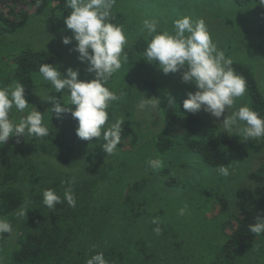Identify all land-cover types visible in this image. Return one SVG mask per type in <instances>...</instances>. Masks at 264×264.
Here are the masks:
<instances>
[{"label": "rangeland", "instance_id": "374dc122", "mask_svg": "<svg viewBox=\"0 0 264 264\" xmlns=\"http://www.w3.org/2000/svg\"><path fill=\"white\" fill-rule=\"evenodd\" d=\"M57 3L52 1L42 15H30L32 18L15 33H4L0 28V87L15 81L10 72L15 65L13 58L24 49L60 53L63 63L58 71L62 74L72 67L79 69V79L94 78V74L86 71L87 64L81 63L78 53L72 50L76 42L62 43L64 36L72 35L64 23L71 10L57 8ZM19 8L29 13L35 11L34 5ZM112 13L111 22L123 25L127 34L124 52L128 58L108 83L110 90L121 96L112 102L109 119L114 122L120 117L129 118L138 134L135 145L126 143L109 156L102 150V140L96 143L78 138V122L71 113L58 119L50 110L53 104L45 101L50 95L66 104L67 92H55L42 77L36 90L25 96L29 108L23 113L13 108L9 115L18 122L35 107L43 114L46 127L60 130L62 149L72 161L66 164L54 154L29 152L23 145L27 136L8 140L17 139L16 154L24 161L27 155L29 161L15 183L24 194L22 206L27 210L35 196L43 200L42 192L46 188L57 190L63 200L67 184L62 181L75 178L76 207L68 206L66 201L53 211L46 207L49 225L62 226L71 232L63 259L54 264H86L97 252H103L109 264H264L263 250L256 253L259 248L255 244L245 251H232L228 263L221 254L237 224L236 191L242 186L253 187L249 175L264 163V138L243 140L235 133L223 132L224 116L242 105L250 107L247 91L219 119L203 109L190 113L204 119L215 134L229 142L230 160L224 165L229 167L227 177L218 172V167L206 166L183 142L165 151L158 150L161 132L169 130L166 133L170 136H179L183 126L178 123L168 127L157 98L146 90L145 84L153 82L162 87L178 106L183 105L188 92L196 89L193 84L182 82L184 69L165 75L158 63L145 60L143 53L150 37L146 39L147 33H141L144 19L157 20L158 32L171 31L173 21L184 16L202 19L226 57L251 67L264 94V7L256 0L244 6L234 0H115ZM5 73L10 78H3ZM145 99L156 101L157 107L146 103L143 109L139 108ZM154 158L163 161L156 170L147 163ZM170 179L178 183L170 185L167 182ZM221 198L227 201L225 208ZM137 202L145 204L131 209V204ZM185 205L187 213L180 216L178 211ZM123 211L129 221L124 220ZM15 213L12 233L0 234V264H11L12 251L19 247L25 229V216L17 217ZM153 218H158L159 224H153ZM157 227L160 234L154 231ZM262 245L264 241L259 242Z\"/></svg>", "mask_w": 264, "mask_h": 264}, {"label": "clouds", "instance_id": "9594fccd", "mask_svg": "<svg viewBox=\"0 0 264 264\" xmlns=\"http://www.w3.org/2000/svg\"><path fill=\"white\" fill-rule=\"evenodd\" d=\"M42 0H36L39 7ZM259 6L264 7V0H256ZM115 0H67V8L71 10L64 23L71 36H64L62 43L69 45L76 42L73 51L78 53V60L86 63V71L94 74L91 80L79 79V69L67 68L62 74L53 65L42 63L39 73L44 80L50 82L55 92H67V102L61 103L54 96L48 95L45 101L53 104L50 108L58 119L65 113H71L78 122L76 135L87 141L102 139V150L105 154L115 155L121 143V133L125 123L120 117L111 122L109 108L112 102L121 99L108 87L114 73H117L122 62L128 58L124 52L128 44L127 34L123 25L111 22L112 9ZM158 21L144 19L141 33L146 32L147 47L143 53L145 60L157 64L160 70L167 75L184 69L181 80L195 86V92H188L183 101V109L187 113H197L201 109L219 119L226 110L234 108L237 98L243 97L247 91L246 80L238 75L233 68V60L226 57L212 36L202 19H193L190 16L173 21L172 30L158 32ZM169 104H176L174 97L168 95ZM146 103L152 108L157 102L152 99L142 101L139 108L143 109ZM74 105L72 109L68 106ZM34 107V106H33ZM15 108L23 113L29 108L25 98V86L19 81L0 87V144L4 145L10 137L34 136L43 139L49 136V128L43 123V114L31 110L21 117L18 122L9 118ZM223 132L235 133L243 140L264 138V117L248 105L235 108L231 114L224 116L221 121ZM153 170L159 169L163 161L159 158L147 161ZM218 172L227 177L229 167L220 165ZM67 184L64 189L63 200L52 188L42 192L43 204L51 211L57 205L67 202L70 207H76V197L73 191L75 178L62 181ZM28 213L22 206L15 215L24 217ZM187 205L180 208L178 214L184 216ZM158 218H153V224H159ZM251 233L259 236L264 234V217L257 215L255 222L248 226ZM12 224L6 218H0V234L12 233ZM160 234V228L154 229ZM86 264H109L103 252H97L87 259Z\"/></svg>", "mask_w": 264, "mask_h": 264}, {"label": "trees", "instance_id": "16d2710c", "mask_svg": "<svg viewBox=\"0 0 264 264\" xmlns=\"http://www.w3.org/2000/svg\"><path fill=\"white\" fill-rule=\"evenodd\" d=\"M52 1L54 0H42L40 6L37 7L36 0H0L1 31L4 33H15L32 18L30 15H42L51 6ZM56 1L58 2L57 8L68 10L67 0ZM234 1L238 5L244 6L253 0ZM22 5H34L35 11L29 13L27 10H20L19 6ZM138 47L141 48V45L139 44ZM13 60L15 65L11 67L10 72L13 75V80L19 81L25 86V96H30L36 90L42 77L39 73V66L42 63L53 65L57 69L63 63L60 53L48 50L31 51L30 49H24ZM232 66L236 73L247 82V95L250 107L257 111L261 117H264V94L253 70L248 64L241 61H233ZM4 75L3 78H10L7 76L8 74L5 73ZM145 88L157 98L168 127L171 128L178 123L183 126L182 135L179 136H170L166 133L169 130L161 132L158 135V150L165 151L175 145V143L183 142L200 156L206 166L218 167L229 162V142L215 134L204 119L187 113L183 106L170 105L168 102L169 93L153 82L146 83ZM124 121L121 143L117 146L120 148L126 143L135 145L138 137L132 121L129 118L124 119ZM101 140L94 139L93 141L97 143ZM17 141L15 139L14 142L10 140L4 145L0 144V217L6 218L11 224L15 222L14 213L24 202V194L21 189L17 188L18 186L15 183L19 181L22 175L24 164L29 162L27 155L24 161L16 154L14 147ZM60 142L61 132L57 128L55 130L49 129V136L43 139L27 136L23 145L29 152L54 154L63 163H72L62 149L63 143ZM30 169L35 172L33 166H30ZM249 177L253 182V187L242 186L236 191V205L239 212L236 217L237 224L222 246L221 251L226 263L229 262L232 251H245L253 247L254 244L259 248L256 253L263 250L264 254V246H259V242L263 243L264 241V234L257 236L248 229V226L255 222L257 215L264 217V163L256 171L250 173ZM167 182L170 185L178 183L174 182L173 179ZM220 202L222 208L227 206L226 199L221 198ZM144 204L145 202L131 204V209L138 208ZM47 215L48 209L43 205L41 197L35 196L27 215L24 217L23 225L25 229L22 233L19 247L12 251L11 264H54L56 260L63 259L65 247L71 239V232H66V228L62 226H50V216L47 218ZM123 218L125 221H129L128 214L125 211H123Z\"/></svg>", "mask_w": 264, "mask_h": 264}]
</instances>
